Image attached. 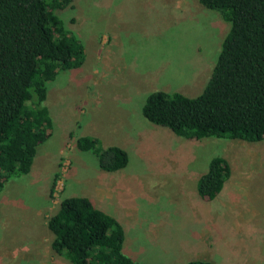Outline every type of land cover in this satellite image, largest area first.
Returning a JSON list of instances; mask_svg holds the SVG:
<instances>
[{
	"label": "rangeland",
	"instance_id": "rangeland-1",
	"mask_svg": "<svg viewBox=\"0 0 264 264\" xmlns=\"http://www.w3.org/2000/svg\"><path fill=\"white\" fill-rule=\"evenodd\" d=\"M70 5L54 13L81 42L84 61L46 84L50 136L28 171L0 191V264H69L51 250L45 221L63 198L94 202L100 186L111 196L101 205L112 204L123 231L121 253L133 262L264 264V139L187 141L140 114L148 93L199 94L227 24L196 0ZM82 136L122 149L126 166L101 171L90 152L75 148ZM214 156L230 176L202 200L195 184Z\"/></svg>",
	"mask_w": 264,
	"mask_h": 264
},
{
	"label": "trees",
	"instance_id": "trees-1",
	"mask_svg": "<svg viewBox=\"0 0 264 264\" xmlns=\"http://www.w3.org/2000/svg\"><path fill=\"white\" fill-rule=\"evenodd\" d=\"M70 1L0 0V191L16 172L28 171L36 148L50 136L52 123L43 105L46 84L58 72L83 64L84 47L54 13L71 7ZM196 1L228 26L208 78L192 98L178 92L146 94L141 117L187 141L259 142L264 139V0ZM75 148L90 152L104 172L127 164L122 149L101 148L93 137H78ZM229 176L227 162L212 157L196 181V195L212 200ZM45 226L52 234L51 250L69 264H138L121 253L123 231L117 220L87 198L61 199Z\"/></svg>",
	"mask_w": 264,
	"mask_h": 264
},
{
	"label": "crops",
	"instance_id": "crops-1",
	"mask_svg": "<svg viewBox=\"0 0 264 264\" xmlns=\"http://www.w3.org/2000/svg\"><path fill=\"white\" fill-rule=\"evenodd\" d=\"M94 202L93 201H90L88 198H87V200L90 202V204L94 207V208H96V209H98V210H101V211H103L104 213H106V214H108V215H110L111 217H113L109 212H108V209H109V206H111L112 204H110L109 206H107L106 204H104V205H101L102 204V202H104V201H109V200H111L110 198H111V196H110V193L108 192V191H106V190H104V189H102V186H100L99 188H96L95 190H94ZM93 198V197H92ZM98 200H100L99 201V203L97 202ZM98 203V204H97ZM111 203V202H110ZM112 209H109V211H111Z\"/></svg>",
	"mask_w": 264,
	"mask_h": 264
}]
</instances>
